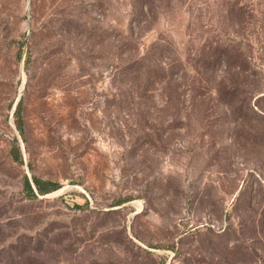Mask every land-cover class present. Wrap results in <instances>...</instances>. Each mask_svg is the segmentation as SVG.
I'll return each mask as SVG.
<instances>
[{
	"label": "rangeland",
	"instance_id": "374dc122",
	"mask_svg": "<svg viewBox=\"0 0 264 264\" xmlns=\"http://www.w3.org/2000/svg\"><path fill=\"white\" fill-rule=\"evenodd\" d=\"M0 264H264V0H0Z\"/></svg>",
	"mask_w": 264,
	"mask_h": 264
},
{
	"label": "trees",
	"instance_id": "16d2710c",
	"mask_svg": "<svg viewBox=\"0 0 264 264\" xmlns=\"http://www.w3.org/2000/svg\"><path fill=\"white\" fill-rule=\"evenodd\" d=\"M18 107L19 106L17 105V108L15 109V112H14L15 113L14 114L15 124H16L17 130L19 131V133L23 135L24 132H23V125H22V118L20 116V109H18ZM11 154L14 160L18 161L20 159L19 150L17 151L12 150ZM23 184H24V189L27 195L31 197H35L36 194H39V195L47 194L60 187L58 184L52 183L50 181L42 180L40 177H37V176H33L31 180L25 177Z\"/></svg>",
	"mask_w": 264,
	"mask_h": 264
}]
</instances>
